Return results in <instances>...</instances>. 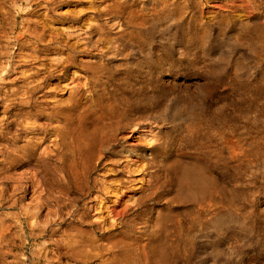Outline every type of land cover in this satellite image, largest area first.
Returning <instances> with one entry per match:
<instances>
[{"label":"rangeland","instance_id":"1","mask_svg":"<svg viewBox=\"0 0 264 264\" xmlns=\"http://www.w3.org/2000/svg\"><path fill=\"white\" fill-rule=\"evenodd\" d=\"M233 2L246 0H0V149L18 133V144L31 138L45 150L35 192L26 182L12 190L17 173L28 167L5 169L0 151V227L11 225L0 240V264H165L155 263L148 250L158 212L168 208L181 220L191 207L168 200L174 191L164 170L171 159L194 158L193 149L178 142L188 113L201 102L232 110L225 101L238 94L234 80L262 74L229 39L231 25L214 23L211 12ZM204 23L211 30L208 49L195 40ZM108 48L120 51L105 59L120 78V103L137 92H158L167 106L129 113L130 122L123 119L103 148L73 161L60 113L74 97L93 95L87 66ZM155 147L162 152L155 154ZM234 223L246 229L207 263L233 262L243 247L249 264H264V248L247 218ZM119 237L120 248L114 244ZM199 259L195 253L189 264Z\"/></svg>","mask_w":264,"mask_h":264},{"label":"bare ground","instance_id":"2","mask_svg":"<svg viewBox=\"0 0 264 264\" xmlns=\"http://www.w3.org/2000/svg\"><path fill=\"white\" fill-rule=\"evenodd\" d=\"M262 1L233 2L229 7L219 6L220 10L211 12L214 23L231 25L229 39L256 60L262 74L254 79L240 75L234 80L238 94L233 100L225 101L233 106L232 110H225L224 104L204 105L201 102V107L192 106V111L188 113L189 122L178 136V142L192 148L194 158L189 162L180 158L171 159L164 164V170L170 176V186L174 191L168 200L191 207L184 210L181 220L172 219L168 208L158 212L160 220L154 223L155 234L151 237L148 250L155 263L189 264L195 253L200 257L196 264H208L209 259L221 258L229 241L246 229L245 223L244 226L234 223L240 218H247L251 224L248 230L256 245L264 248V209L260 208L261 198H264V171L259 174L253 171L258 165L264 166ZM155 25V21L152 22L151 26ZM210 31L204 23L196 34V42L199 41L205 49H208L211 40ZM106 39L110 40V37L106 36ZM221 42H215L213 48L216 49V43ZM147 53L151 54V51L148 49ZM118 55L120 51L117 48H108L98 61L88 64L95 88L93 95L85 101L83 96L74 97L60 113L61 134L70 146L73 161L75 158H88L103 148L110 137L120 131L123 119L125 123L130 122L129 113L148 107L164 109L167 106L160 104L158 92L152 95L137 92L132 101L120 103V78L113 75L106 61ZM241 58L242 55L236 60ZM225 76L228 77L226 83L232 84L231 77ZM20 138L17 133L3 143L0 149L3 166L6 169L19 163L26 165L28 168L24 172L17 173L18 177L14 180L16 187L12 190L26 182L29 190L35 192L40 188L39 177L35 174L38 159L45 150L36 147L31 138L26 139L24 144H18ZM155 149V154L162 152L160 147ZM126 152L132 153L130 150ZM156 161L164 162L162 159ZM10 227V224H1L0 240L9 235ZM114 244L120 248V237L114 239ZM121 250L124 257L127 253L125 246ZM236 254L238 258L226 264H249L245 248L240 247Z\"/></svg>","mask_w":264,"mask_h":264}]
</instances>
